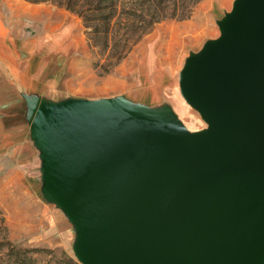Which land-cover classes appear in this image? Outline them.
<instances>
[{"label":"water","instance_id":"water-1","mask_svg":"<svg viewBox=\"0 0 264 264\" xmlns=\"http://www.w3.org/2000/svg\"><path fill=\"white\" fill-rule=\"evenodd\" d=\"M220 27L180 79L205 134L118 102L39 111L42 192L71 211L86 264H264V0Z\"/></svg>","mask_w":264,"mask_h":264},{"label":"crops","instance_id":"crops-1","mask_svg":"<svg viewBox=\"0 0 264 264\" xmlns=\"http://www.w3.org/2000/svg\"><path fill=\"white\" fill-rule=\"evenodd\" d=\"M223 2L214 0V5L201 7L191 21H184L178 28V35L170 30L175 25L161 31V38L157 33L149 35L121 72L128 92L84 97V90L68 84V60L84 43L82 20L48 4L0 0V173L6 172L2 179L7 183L25 180L27 185L20 186L36 191L43 150L34 139L33 130L40 110L51 117H66L86 107L118 102L130 112L171 111L177 117L175 108L181 98L172 96L175 93L168 96L175 68L183 52L196 50L208 41L212 34L208 16L219 19L215 12L222 11ZM173 37L178 45L175 54L169 57L165 53L158 65L157 47L161 43L165 48L172 45ZM180 79L181 75V88ZM157 87H164L161 98L155 95L159 92ZM183 104L186 110L189 105Z\"/></svg>","mask_w":264,"mask_h":264},{"label":"rangeland","instance_id":"rangeland-1","mask_svg":"<svg viewBox=\"0 0 264 264\" xmlns=\"http://www.w3.org/2000/svg\"><path fill=\"white\" fill-rule=\"evenodd\" d=\"M213 1L214 0H203L195 9L194 14L199 11L201 7L205 8L214 5L212 4ZM237 3L238 0H224V7L221 8L222 11L215 12L216 16L220 18L217 19L208 16V19L212 23V34L208 41L202 46H198L196 50H187L181 54L179 64L174 71L175 78L168 93L169 97L175 93L172 96H175L177 99L178 97L181 99L183 98L181 97L182 95H180L179 75H181L185 68L187 60L191 58L192 55H200L208 44L221 39L222 30L220 25L225 24L234 13ZM40 4H48L59 9H64L50 3ZM183 24L184 21H165L157 25L151 34L157 33V36L161 38V31L168 26L175 25L176 28L170 30L172 33L175 32V34L178 35L180 33L178 28H182ZM190 29L191 28H189V30ZM83 34V46L78 47V50L71 54L72 58L68 60L69 86L84 90L82 93L84 97L112 96L128 92V89L125 87V80L122 78L124 75L121 72H123L127 61L131 59L139 45L145 43V39L151 34L145 36L142 41L134 47L130 55L107 75H105V68H103V66L108 64L107 58L111 54V51L107 50L105 55H101L99 49H93L89 46L84 26ZM172 40L173 44L166 48L163 43L157 47L156 50L159 52V57L156 58V61L158 65L161 62L160 58L165 55V53L169 57H173L175 54V49L178 48V45H176L174 37ZM127 76L128 78L130 77L129 74H127ZM147 82L148 81H146L145 84H148ZM157 88H159V92L155 95L159 97L164 95V92H162L163 88ZM181 99L178 103L180 109L183 106V110H180L179 107L175 108L178 121L188 129L191 134L199 135L207 133L210 129V124H208L201 113L185 98H183L184 100L182 99L183 101ZM183 102L189 105L186 110L184 109ZM39 169L41 170V174H38L36 191L33 190V192L28 186L27 188L20 186L21 183L27 185L25 180H15L7 183V181L2 179V177L6 175V172L3 171L0 173V210L5 220L4 224L0 221V239H8L18 249L41 250V252L30 254V257L34 260L33 264H86L79 256V248L83 236L73 219L72 213L67 207L59 205L57 201H48L45 198L42 192L45 181V175L43 173L44 163H42Z\"/></svg>","mask_w":264,"mask_h":264},{"label":"trees","instance_id":"trees-1","mask_svg":"<svg viewBox=\"0 0 264 264\" xmlns=\"http://www.w3.org/2000/svg\"><path fill=\"white\" fill-rule=\"evenodd\" d=\"M50 3L77 15L83 22L89 46L101 55L111 54L105 75L125 60L142 39L165 21H188L203 0H26ZM0 221L4 224L0 210ZM39 249H18L0 239V264H33L31 253Z\"/></svg>","mask_w":264,"mask_h":264}]
</instances>
